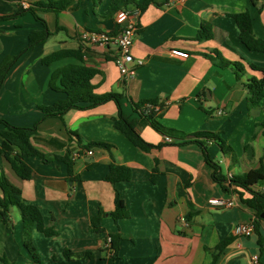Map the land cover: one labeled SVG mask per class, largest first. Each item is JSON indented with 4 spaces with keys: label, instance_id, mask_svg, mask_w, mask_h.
<instances>
[{
    "label": "crops",
    "instance_id": "1",
    "mask_svg": "<svg viewBox=\"0 0 264 264\" xmlns=\"http://www.w3.org/2000/svg\"><path fill=\"white\" fill-rule=\"evenodd\" d=\"M55 1L0 0V67L12 61L0 87V120L20 128L35 126L38 136L51 143L34 146L49 158L61 157L66 147L75 146L69 144L67 131L78 133L82 143L100 141L112 147L109 152L93 148L91 155L76 159L75 181L67 178L62 161L44 162L38 157L25 158L32 173L30 179L21 180L0 154V172L21 190L24 200L40 209L44 223L57 232L54 237L32 232L41 264H107L112 234L120 236L113 264H264V223L261 246L254 231L248 237L236 236L237 225H253L254 212L236 191L225 192L213 180V168L204 161L198 144H176L198 132L219 133L231 147V155L222 153L214 142H203L226 182L228 175L241 176L264 167V136L259 126L264 121V98L248 109L246 87L250 77H261L247 65L264 68V53L242 44L229 16L249 12L255 37L264 40V0H148L136 17L131 48L133 58L143 64L130 79L122 77L115 64L116 46L81 39L85 32H118L115 15L108 14L109 0L97 4L71 0L58 12L44 8ZM29 8L44 20L50 36L26 50L29 34L43 29L29 11L14 16ZM202 23L211 25V37L196 41ZM60 50H79L81 60L66 57L48 66L42 64L43 58ZM171 50L187 53L188 59L170 58ZM218 58L242 63L244 73L221 67ZM70 64L97 70L90 82L93 93L121 94L122 112L129 119L137 118L134 103L155 100L162 104L157 120L172 131L170 135L149 126L137 128L144 141L162 146L150 152L134 147L113 127L117 116L113 102L71 110L62 118H44L42 106L65 99L63 92L51 88L52 74ZM112 161L130 169L129 181L115 185L104 181ZM87 164L94 167L87 168ZM154 168L158 178L153 183ZM254 189L264 191V184ZM116 191L128 216L114 222L110 213ZM212 198L231 199L234 206L211 207L208 200ZM191 210L196 213L187 220ZM100 211L102 231L95 232L91 220ZM10 217L11 229L0 217V255L15 264H36L23 246L20 215L12 208ZM225 240L227 244L213 260L217 245ZM65 250L89 252L93 258L68 260Z\"/></svg>",
    "mask_w": 264,
    "mask_h": 264
},
{
    "label": "trees",
    "instance_id": "2",
    "mask_svg": "<svg viewBox=\"0 0 264 264\" xmlns=\"http://www.w3.org/2000/svg\"><path fill=\"white\" fill-rule=\"evenodd\" d=\"M94 4L101 2L102 0H91ZM148 3V0H144L142 4H138V0H109L108 14L110 16L115 15L119 11H128L131 8H137L139 11H143ZM71 4V0H58L44 6L45 9L58 12ZM29 11L38 20L43 29L39 31H33L29 34L27 49H30L36 45L44 43L50 36L46 24L42 18H40L34 9L19 10L14 16L23 14ZM236 23L239 31V38L242 44L250 51L264 53V40L255 37L252 30V19L249 12H241L229 15ZM11 16H6L8 18ZM211 25L209 23H202L195 37L196 41H203L211 37ZM117 33V32H116ZM116 33H110L109 35H115ZM66 57H73L77 60H81V53L79 50H60L56 51L42 59L43 65H50L53 62L59 61ZM212 62L216 60L210 56H207ZM221 61L220 65L223 68L230 67L234 72L240 71L244 73L245 68L240 62H228L218 58ZM12 64V61H6L0 67V87L1 84ZM252 71L259 72L260 78L250 77L247 80L246 87L248 89L247 105L248 109L257 107L264 98V68L257 67L252 64L247 65ZM98 73L97 70L89 68L83 65L70 64L56 70L52 74L51 88L61 91L65 94V99L57 101L50 106H42L41 112L43 117H58L62 118L68 111L71 110H87L95 108L107 102H113L117 109V116L113 118V127L121 132L126 139L136 148L144 152H150L153 149H158L162 145L149 144L143 140L139 135L137 128L149 126L162 135L171 134L172 131L164 128L157 118L159 113L153 110L145 112L147 105H158L163 108V105L155 100H148L133 104V111L137 114L136 119H129L122 112V96L118 93H108L104 95H95L93 93V86L91 85L92 78ZM57 83L59 84L57 86ZM263 128L264 136V121L259 124ZM69 136V144L74 143V147H66L65 154L61 157L53 156L49 158L41 153L34 143L50 144L51 141L44 140L38 136L36 127L32 128H20L10 125L4 120H0V139L2 145L0 147V154L5 161L10 165L13 172L21 180H28L31 177L32 170L26 164V157H38L44 162L49 161H62L67 167V178L71 181L78 179V176L73 174V166L76 159L85 156L87 151L93 148H102L110 151L112 147L109 143L92 141L82 143L81 137L78 133L73 131H67ZM206 142H214L221 149L224 154H232L231 147L220 137L219 133L212 132H198L191 136H187L186 140L177 142V145L198 144L202 150L204 161L213 168L212 178L218 183L222 189L227 192L230 190L236 191L239 194L241 202L250 208L254 212V232L258 236V244L262 245V233L260 231L261 224L264 223V191H256L254 187L256 185L264 184V167L260 166L258 169L251 170L250 172L232 177L227 182L220 172V167L210 157ZM71 145V144H70ZM87 168L94 167V164H87ZM131 178V171L128 167L115 164L113 161L109 165V171L104 177V181L115 185L118 182L129 181ZM158 178V171L156 168L152 170L150 177L151 182H156ZM244 193L248 194V197H243ZM16 208L20 215L22 222V236L23 246L36 264H41L39 255L32 242V232L37 230L46 237H54L57 232L44 223L42 213L40 209L27 202L22 197L21 190L13 185L8 178L0 172V217L4 225L9 229L12 228V220L10 217V209ZM195 211H190L186 215V219L189 220L195 215ZM102 212L100 211L92 220L91 226L95 232H101L102 227L100 225ZM114 222L128 216L123 200L119 193L116 191L114 195V211L110 213ZM109 257L107 264H113L117 257L118 243L120 241L119 234H112L109 236ZM228 241L220 242L216 247V252L213 255V260L221 253L223 247ZM64 257L66 259H92L93 254L89 252L72 253L69 250L64 251ZM0 262L2 264H15L3 256L0 255Z\"/></svg>",
    "mask_w": 264,
    "mask_h": 264
},
{
    "label": "built area",
    "instance_id": "3",
    "mask_svg": "<svg viewBox=\"0 0 264 264\" xmlns=\"http://www.w3.org/2000/svg\"><path fill=\"white\" fill-rule=\"evenodd\" d=\"M139 14V10L119 11L115 14V22L119 26L118 32L115 35H109L107 33L100 32H85L81 35V39L90 42L91 44H100L107 46H116L119 54L115 58V64L119 70V73L125 79H130L135 76L136 68L143 64L142 60L134 59L131 54V48L133 40L136 35V17ZM170 58L179 61H186L188 54L179 50H171L169 53ZM153 110L159 113L161 108L158 105H147L145 112ZM166 142H171L169 138H164ZM88 155L92 154V151H87ZM231 175H228V179H231ZM208 205L217 208H231L234 206V202L231 199L224 198H212L208 200ZM254 231L253 225H237L234 228V234L236 236H250ZM110 240L108 239V242ZM256 260V256L253 257Z\"/></svg>",
    "mask_w": 264,
    "mask_h": 264
},
{
    "label": "rangeland",
    "instance_id": "4",
    "mask_svg": "<svg viewBox=\"0 0 264 264\" xmlns=\"http://www.w3.org/2000/svg\"><path fill=\"white\" fill-rule=\"evenodd\" d=\"M13 210H15L16 214H19V212L16 208H13Z\"/></svg>",
    "mask_w": 264,
    "mask_h": 264
}]
</instances>
